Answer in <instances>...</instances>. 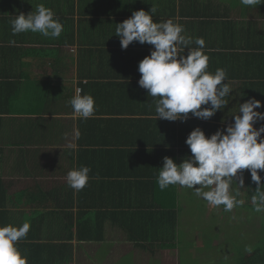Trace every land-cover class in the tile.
Segmentation results:
<instances>
[{
  "label": "crops",
  "instance_id": "1",
  "mask_svg": "<svg viewBox=\"0 0 264 264\" xmlns=\"http://www.w3.org/2000/svg\"><path fill=\"white\" fill-rule=\"evenodd\" d=\"M39 4L63 24L60 37L13 35L10 18ZM152 7L155 21L171 18L204 39L208 71L226 70L233 90L211 118L156 120L153 98L138 84V64L154 46L123 49L114 33L133 11ZM78 88L95 100L88 119L68 103ZM252 97L264 105V3L0 0V225L30 223L18 243L27 264H177L188 251L184 188L176 186V204L161 207V199L172 203V189L161 191L142 168L155 173L165 156L179 164L191 155L185 141L194 124L210 136ZM81 165L91 171L77 192L66 177Z\"/></svg>",
  "mask_w": 264,
  "mask_h": 264
},
{
  "label": "clouds",
  "instance_id": "2",
  "mask_svg": "<svg viewBox=\"0 0 264 264\" xmlns=\"http://www.w3.org/2000/svg\"><path fill=\"white\" fill-rule=\"evenodd\" d=\"M246 7L254 8L264 0H240ZM156 9L135 10L123 22L116 23L115 35L121 47L126 49L133 41L154 46L150 55L138 64L141 74L138 84L153 98L157 119L169 121L187 120L189 113L194 117L207 120L217 110L228 104L229 93L233 90L226 81L227 73L223 68L208 71V56L204 53L205 41L202 37L193 40L183 34L184 27L173 19L155 21ZM13 35L32 32L47 38H58L63 24L55 13L44 4L25 14L20 12L10 18ZM193 43L197 47H192ZM185 48L188 54L183 55ZM81 90L68 101L74 114L88 119L94 115L95 100L90 94H80ZM234 122L224 129H217L206 136L200 127H195L187 136L185 143L190 149L187 156L177 164L173 158L165 156L163 166L159 167L157 184L161 191L170 185L194 190L197 197L203 198L210 206L223 205L230 212L243 201L236 200L231 187L238 178L240 187L244 185L242 170L250 171L251 180L257 185L251 200L254 211L264 212V188L261 175L264 171V112L258 111L262 102L254 97L238 103ZM206 105V107H201ZM79 138V131L76 132ZM74 148L75 145L70 144ZM88 166L73 167L67 173V184L75 191L82 190L88 183ZM238 172L240 173L238 176ZM199 185V187H195ZM207 189V190H205ZM30 229L28 221L21 225L11 223L0 225V264H27V258L18 248L20 240L26 238ZM251 252V249H247Z\"/></svg>",
  "mask_w": 264,
  "mask_h": 264
},
{
  "label": "rangeland",
  "instance_id": "3",
  "mask_svg": "<svg viewBox=\"0 0 264 264\" xmlns=\"http://www.w3.org/2000/svg\"><path fill=\"white\" fill-rule=\"evenodd\" d=\"M247 171L242 170L243 187L238 184V178L231 187V194L243 203L230 212H225L223 205L210 206L194 190L184 188L187 239L184 238L183 246L188 251H183L177 264H240L239 258L249 252L247 249L264 245V212L258 213L254 207L244 205Z\"/></svg>",
  "mask_w": 264,
  "mask_h": 264
},
{
  "label": "trees",
  "instance_id": "4",
  "mask_svg": "<svg viewBox=\"0 0 264 264\" xmlns=\"http://www.w3.org/2000/svg\"><path fill=\"white\" fill-rule=\"evenodd\" d=\"M192 122V121H191ZM195 127H197L196 124H194L189 131H192V129H194ZM175 161V160H174ZM143 170L146 171V173L143 172V174L145 175H151V176H157L158 175V171L155 168V173L149 174V168L148 166H144L142 168ZM152 169H154L153 167H150V171H152ZM259 174L261 175V183H264V171L258 170ZM176 186L177 185H170L168 188L172 189V193L171 194V202L172 203H165L163 201V199H161V203L160 206L161 207H167L170 208L171 206H169L170 204H176ZM257 185L251 180V174L250 171H247V180H246V184H245V202L244 205H248L249 207H254L251 197L252 195L255 194V189H256ZM262 188H264V185L261 186ZM178 196V195H177ZM175 207V206H173ZM173 211H171L170 213H172ZM174 214H176L174 212ZM177 216V214H176ZM240 259V264H264V245H258L257 247L253 248L251 252H248L246 254H244L243 256H241Z\"/></svg>",
  "mask_w": 264,
  "mask_h": 264
},
{
  "label": "bare ground",
  "instance_id": "5",
  "mask_svg": "<svg viewBox=\"0 0 264 264\" xmlns=\"http://www.w3.org/2000/svg\"><path fill=\"white\" fill-rule=\"evenodd\" d=\"M78 89L81 90V88H78ZM78 89H77V90H78Z\"/></svg>",
  "mask_w": 264,
  "mask_h": 264
}]
</instances>
